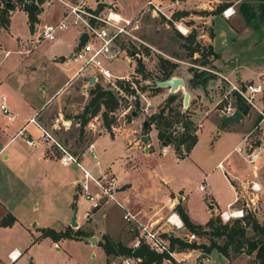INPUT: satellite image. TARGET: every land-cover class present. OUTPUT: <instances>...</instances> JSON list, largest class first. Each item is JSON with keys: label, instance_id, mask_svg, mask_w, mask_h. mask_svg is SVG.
<instances>
[{"label": "rangeland", "instance_id": "obj_1", "mask_svg": "<svg viewBox=\"0 0 264 264\" xmlns=\"http://www.w3.org/2000/svg\"><path fill=\"white\" fill-rule=\"evenodd\" d=\"M51 1L49 4L45 0L42 1L41 7L45 4L48 5L42 9L39 21H35L30 30L25 12L18 7L8 13L6 24H0V91L16 97L21 90L26 93L35 92L36 95L43 94V92L50 94L55 86H59L52 97L42 105L38 120L59 143L77 155L80 152L81 154L87 153L86 145L90 140L93 142L95 139V143L102 141L104 143L114 138V135L116 136L113 140L116 145L109 153V160L106 161L109 165L104 166V163H100V165L104 170L111 171L114 174L118 187L124 182L130 183L124 189L115 190L113 193L114 198L123 207H118L112 201H107L99 207L96 206L98 210L92 214V209L87 208L90 204L89 201L78 193L75 186L77 199L71 205V215L74 212V220L78 221V224L82 223V226L85 224L86 226L91 225L99 234L103 230V218L100 216V212L104 208L108 211H118L121 216L124 209L134 212L142 207H156L165 201L169 190L173 193H180L182 198L184 197V205L189 218L191 217L198 223H201L211 210L225 208V202L232 200L233 193L218 168L215 167V163L218 160L220 161L223 154L231 148L238 135L226 132L216 135L215 122L221 123L223 116L219 108L225 101L229 100L235 104V100L227 82L215 74L214 71H219L230 79H235V75L242 73L244 74V80L259 79L264 81V32L259 33L258 30H253L244 23L241 14L237 10V4L241 0L231 2L235 13L226 17L227 19H223L221 15H217L215 18L216 27L226 28V24L231 25L232 39L223 49L213 50L214 55L208 54L205 56H201L199 51L205 45L210 44L211 41L209 30L213 32V26L210 22L212 16L210 13L223 0H216V2L213 0H200L204 2V7L194 6L195 0H185L181 7L186 12L181 14L177 13L182 9L169 4L172 0H163V6L158 5L162 6V11L165 14L157 11L158 14L155 12L154 16L151 15L150 10L141 8L145 0H86V4L92 9H95L97 3H102L100 9L105 11V6L112 4L111 6L120 15L124 17L135 15L139 18L138 27L134 33L143 42L135 38L120 41L119 44L125 48L128 57L117 56L110 61H106L105 65L115 75H127L128 80L134 83L135 91L144 92L149 98L154 99L148 113H143L138 107L137 97L133 98L123 91L125 94L119 97L118 106L113 110L114 119L111 120L109 128L103 125L100 111L90 115L82 126L79 125L77 113L81 111L82 106L89 98L88 91L91 88V82L86 81V76L65 77L64 68L68 65V62L72 61V48L75 44L71 38V33L75 32V27L66 26L58 31L52 40L40 39L36 43L30 41L31 38L35 37L39 23L54 22L64 11L65 8L60 3ZM246 1L252 4L255 2L254 0ZM179 3L181 2L179 1ZM3 7H5L4 0H0L1 14L3 13ZM196 13H203L205 17L199 18L195 15ZM176 24L180 27L187 26L188 30L194 33L193 42L190 46L197 44L198 50L189 51L187 39L182 38V35H186L188 31L183 34L181 29L176 27ZM259 29L264 30V26L261 25ZM201 33H203V36L200 35ZM33 43L34 45H32ZM27 47L29 50L26 52ZM4 51H7V54L4 55ZM134 52H137V55ZM159 57L175 64L170 76H181L185 80L184 86L180 90L170 91L165 86H158V89L151 87L153 82L163 79L160 78L163 70L159 65ZM137 58L143 63L144 70L142 72L145 73L146 77H142V72L135 69ZM75 64L78 66L77 62ZM201 67H204L203 71L209 73L210 77L203 85H190L187 79L191 77L193 72L200 70ZM115 80L125 81L119 78ZM95 82L102 87L109 86V82L103 79H98ZM239 83H242V80ZM43 85L45 87H42ZM184 90L191 93L186 106L182 105ZM170 92L177 94V98L170 104V107L183 110V113L191 119L198 130L194 145L188 155L183 158L178 156L175 158L173 151L169 148L165 151L161 150L154 139L155 127L153 123L149 124L145 131L141 127V121L143 119L147 120L151 113H156L160 109L164 97ZM262 95L258 99V105L261 103L264 112ZM127 107H129L128 110L121 114ZM129 109L135 110L136 114L133 116L129 114L127 117L126 114L129 113ZM244 113H248V117L251 118V127L247 133H250L251 139H255L256 142L260 139L258 136L259 129L255 128L252 131L251 129L259 114L249 107L246 108ZM168 115H170L169 118L172 122L165 128L167 131L177 134L181 130L180 122L176 120L172 111ZM89 120L94 122L93 130L87 129L86 123ZM198 121H201V123L197 126ZM241 122L242 125H245L249 121L244 118ZM262 126L261 124L260 128ZM105 132L110 135V138ZM101 133H104V135L96 140L97 135ZM142 134L147 137L145 143L140 140ZM149 139L152 140L150 148L146 145ZM123 143L125 148H123ZM143 147H146V150ZM94 149L98 155V146L94 145ZM259 159L262 162L260 167H262L264 165L263 153L259 155ZM90 160L93 162L92 159ZM221 161L224 164H230L229 171L234 170L242 178L245 175L251 176V167L244 161L240 152L231 150L227 159L225 161L221 159ZM86 162L84 160L82 164L86 165ZM258 168L259 165L256 169ZM243 172L245 173L242 174ZM159 177L167 180V186L161 183ZM229 178L234 181L230 176ZM198 183L206 185L204 190H198ZM88 191L93 195L98 192V189L89 182ZM209 201L213 202V207H208ZM214 202H217V204ZM178 204L180 205V202ZM232 206L242 207L243 212L246 211L245 213H251L252 215V211L248 210L243 200L235 202ZM166 210L167 208L164 205L162 208L164 216L160 219V222L166 216L168 211ZM85 211L86 213H84ZM88 213L90 216L86 217ZM137 213L138 216H141L140 211ZM213 216L218 217L220 222L233 220L231 217L227 221H222L218 211ZM143 217L141 216L142 219H144ZM199 225L206 228L204 223ZM160 228L164 234L170 231L167 223L161 224ZM115 229L120 231V235L126 231L127 234L124 233L122 239L124 243L128 244L130 237H132L129 225L121 221L116 224ZM177 230L171 233L175 234L189 229L184 225V228ZM30 232L31 234L27 239L23 241L17 239L13 243L22 253L13 264H94L97 258H101L98 248L92 247L81 237H63L53 245L49 237L39 236V228H31ZM244 235L251 238L255 237L256 233L249 226H246ZM98 236L101 238L100 234ZM28 239H33V241L31 242ZM216 239L219 242L222 241L220 237ZM194 242L207 243L206 235H198ZM177 246L176 248H186ZM192 248L200 249V247ZM90 250L95 252L96 258L89 256ZM214 253L215 251L212 254ZM228 253L231 256L236 254L231 249ZM180 254L176 252L175 256L178 257ZM121 256L125 255L109 256L107 264L113 259H119ZM244 256L243 254L238 255V258L241 259H235L234 261L241 264L244 262ZM164 259H166V256H161L157 264H170ZM139 262L140 260L136 264H139ZM150 263L154 264L153 262Z\"/></svg>", "mask_w": 264, "mask_h": 264}, {"label": "crops", "instance_id": "obj_2", "mask_svg": "<svg viewBox=\"0 0 264 264\" xmlns=\"http://www.w3.org/2000/svg\"><path fill=\"white\" fill-rule=\"evenodd\" d=\"M53 1H57L64 7V5L58 0H53ZM146 1L147 0L144 1L141 8L142 7L145 8L147 6ZM162 1L163 0H151L152 2L151 5L160 6L162 10V6H163ZM179 1L181 3H179ZM184 1L185 0H176L175 2L172 3V5H176L178 8L183 10V7H181V5L183 6ZM213 1L216 2V0ZM195 2L196 3L194 6L204 7V2L200 0H195ZM231 2L227 5H232ZM48 4L43 5L41 10L38 12L37 21H39L41 17L40 13L42 9ZM158 4H161L162 6ZM96 5L98 6L99 3H97ZM108 5L110 4H107L106 6ZM207 6L209 5L207 4ZM11 11L12 10H9V13H11ZM234 13L235 12H233V14ZM153 14H155V11L152 10L151 15ZM156 14H158L157 11ZM210 14L212 15L210 22L212 23L213 32H214L212 36L209 35L211 37L210 44L212 45L213 50H221L230 42V40L233 37L232 27L229 24H226V28H222L221 26L216 27L215 18L217 17V15H221V13L217 12ZM195 15L199 18L205 17L203 13H196ZM221 17L223 19H227L222 15ZM185 28L189 32L188 27L186 26ZM82 34L83 32L78 33L77 29L75 30V32L71 33V38L74 40V44H75L73 48L78 43V40L82 36ZM200 35L203 36V33H201ZM184 36L185 35H182V38H184ZM32 45H34V43ZM3 54L4 55L7 54V51H4ZM71 60L72 61L68 62V65L64 68L65 69L64 71L66 73L65 76L66 78L70 77L77 67L75 64L76 62L73 59ZM235 77L236 79L241 80L244 78V74L240 73L235 75ZM183 81L185 80L183 79ZM183 86H179L176 90H180V88H182ZM42 87L45 86L43 85ZM58 87L59 86H55L50 94L43 92V94L40 93L39 95H36L35 92L26 93V92H22L23 90H21L20 93H18V96L16 97H13L11 94H6L5 92L0 91V102L2 101L13 115V118L8 120L0 110V219L4 215L6 216V214L8 213L13 217L10 223L0 224V264H13L21 256L22 253L20 252L18 247L13 243L17 241V239H20V241L27 239L28 236L31 234L30 232L31 228H40L44 226H49V227H53L56 230H59V229H63L66 226H70L72 228L78 226L84 231H88L89 233L87 235H93L95 237V242L90 243L87 239L84 240L87 241L88 244L92 245V247L98 248V253L101 256V258L96 259L94 264H107L110 257L117 256L112 254L106 255L103 252L102 248L96 244V242L100 239V236H98L99 234L101 235L103 233L104 234L108 233V236H110L112 240H118L126 245H129L131 241V237H130L129 243L128 244L124 243L122 238L124 233H126V231L122 235H120L119 230L116 229L114 230L116 224L123 221L121 219V216L118 214V211H114V210L108 211L105 210L104 208V210L100 212V216L103 218V222H102L103 230L100 231L99 234L97 233L98 231H95L91 225L86 226L85 224L84 226H82L83 224L82 223L78 224V221H76V226L70 225L71 205H73L77 199V195L75 194L76 193L75 181L79 177L80 171L73 163L67 165L61 164L58 160L59 151L55 147V145L51 143H43L38 141L37 137L39 136L40 133L39 129L33 122H26V119L32 115H34L37 118V120L39 119L38 117L40 116L42 105L45 104L52 97L54 92L57 91ZM166 89L168 90L167 87ZM190 95L191 93L188 91V98L190 97ZM145 97L149 101L150 105L154 103L153 101L154 99L149 98L146 94ZM241 115L242 116L240 118L226 123L223 122L217 123L213 120L216 123V127H217L216 135H220L225 132L238 135V138L233 142L231 148L223 154L220 160L222 159L223 161H225L229 156L231 150L237 151L235 150L236 148H239L240 150L237 152H240L243 155L242 149H244L248 143L255 144L260 141L262 142L263 146L259 150V155L262 153L264 155V120L261 121V124L263 126L262 128L259 129V134H258L261 140L259 139L258 141L255 142V139H251L252 137L250 133H247L251 127V118L248 117V113H241ZM244 118L249 122L245 123V125H242L241 121ZM256 120L257 119H255V121ZM199 123H201V121H198L196 125L198 126ZM19 129H21V132H18ZM197 133L198 130L196 127L195 129L196 139H197ZM106 134L110 138V135L108 133ZM154 134H155L154 139L157 141L162 151H165L167 148L173 151L171 144L165 143L164 145L160 143V141L158 142L156 138V129L154 131ZM103 135L104 133L97 135L96 140L101 138ZM115 137L116 136L114 135V138ZM25 138H33L36 141L34 144L30 145L26 142ZM114 138H111L109 139L108 142H104V143L103 141L95 143V139H94L93 144L95 146L96 145L98 146L97 156H99L98 165L96 166L93 165L92 161L90 160L86 152L82 154L80 152L78 153V155L77 154L76 155L79 157L81 162L82 161L84 162V160L87 161L86 165L87 167H89V169L92 172H96L97 169H101L100 163H104L103 164L104 166L109 165L106 163V161L109 160L108 158L109 153L112 152L113 148L116 145V143H114L113 141ZM151 141L152 140L149 139V141L146 144L148 148H150ZM123 148H125L124 143H123ZM143 149L146 150V147H143ZM190 150L187 152L186 155H188ZM173 154L176 158L174 151ZM183 157H179V158H183ZM243 159H244V155H243ZM260 163L262 162H260V159L258 157L259 168L250 169L251 176L249 177L245 175L244 178L237 175L235 171L232 169L229 171L230 164L228 163L224 164L222 162L223 168L217 167L215 163V167L218 168V170L221 173V176L227 182L230 189L232 190V185L235 187L241 199L245 200L249 195V192L245 187V184L247 183L248 180L250 179L254 180L259 184V189L257 190V199L255 200L254 208L252 209V215L257 220L258 223L264 224V165L260 167ZM244 173L245 172H243L242 174ZM229 176L233 178L234 181H232L229 178ZM159 180L161 181L162 184L167 186L166 179L159 177ZM125 183L126 182H124L123 184ZM129 185L130 183L128 182L127 186ZM205 186L206 185L204 184V188ZM204 188L202 190H204ZM171 194L174 193L171 190H169V194H166L165 201L156 207H152V206L146 208L142 207L140 208V210L136 209L135 211L137 212L140 211L141 216H144L143 217L144 219L147 217H151V218L160 217L161 219L164 216L162 212V208L164 205L166 206L167 196ZM230 201L231 200H227L225 202V205ZM179 202L182 208L184 209L185 213L187 214V209L184 205V197L182 198V195L178 203ZM256 202L257 205L255 206ZM214 203L217 204V202ZM98 207L93 208L90 207L89 204L87 208L92 209L91 212L92 214H94V212L98 210ZM208 207H213L212 201L208 202ZM166 208L168 210L167 206ZM219 210L220 209L211 210L201 223L195 222L191 217L189 218L188 214L187 217L189 221L192 223L203 224L209 218V216H212L216 211ZM84 213H86V211ZM87 216H90L89 213L86 214V217ZM5 218L6 220L9 219L8 216H6ZM28 240L31 242L33 241V239H28ZM56 241L51 240V243L55 245ZM173 245L175 246V243ZM11 249H15L18 251L16 257L12 260H10L7 257V253ZM176 249L178 250L179 253H184L186 255L184 264H239L234 260L241 259L238 258V255H242V254L245 255L244 256L245 258L243 259L244 262L241 264H249V261L253 258V252L250 254H247L245 252H239L234 254V256H231L230 254L228 256H224L222 253H220L214 248L209 250L208 252H203L201 249L188 248V247L176 248ZM214 251L215 253L212 254ZM89 256L96 258L95 252L93 250L89 251ZM164 260H166L170 264H173L168 259H164ZM148 264H152V263H148Z\"/></svg>", "mask_w": 264, "mask_h": 264}, {"label": "built area", "instance_id": "obj_3", "mask_svg": "<svg viewBox=\"0 0 264 264\" xmlns=\"http://www.w3.org/2000/svg\"><path fill=\"white\" fill-rule=\"evenodd\" d=\"M45 1L48 3L51 2V0ZM58 1L61 2L65 8L61 13V16L54 22L39 23L35 37L31 38L30 41L37 42L40 39L51 40L55 37L59 30L71 25L77 29L78 33H86V38L81 42V44L75 46L72 50L71 58L78 63V66L71 76H86V81L90 83L91 80V84L98 79H103L109 82L108 87L110 88H117L115 85L117 80L115 79L119 78L125 80V82H128L130 86L135 88L134 83L131 80H128L127 75L113 74L106 67L105 62L110 61L117 56H123L124 58L128 57L125 52V48L120 46V41L135 38L140 40V42H143L134 33L138 27L139 18L135 15L132 17H124L120 15L113 8V6H111V4L105 6V11H101L97 5L95 6V9L90 8L86 4V0ZM175 1L176 0H172L169 4H172ZM146 4L147 6L144 9H149L150 11L153 10L155 12L159 11L164 14L160 6L151 5V0H147ZM233 11L234 9L232 5H226L220 10V13L222 16L228 17L233 13ZM176 27L178 28L179 26L176 24ZM183 28L184 31L181 30V32L185 34L187 29L184 26ZM28 50L29 48L27 47L26 52ZM134 53L137 55V52ZM203 68L204 67H201L200 70H204ZM214 72L227 82L235 103L237 100L241 101L244 105H247V107L259 114V118L254 122L251 131L255 128L260 129L261 121L264 120V112L261 103L258 105V99L261 98L263 93L264 81L259 79H241L242 83H239L240 79H236V77L235 79H230L219 71ZM130 96L133 98L137 97L139 109L143 113H148L150 103L146 99L144 92L135 91V95ZM128 108L129 107L123 110L121 114L128 110ZM0 110L8 120L13 118L12 113L2 101L0 102ZM233 110L234 103H231L229 100L225 101L219 108L222 115L229 114ZM26 122H33L39 129L40 133L37 137L38 141L55 145L59 151L58 160L61 164L67 165L73 163L78 168L80 176L76 179L75 186L78 193L90 202V207L99 206L107 201H112L118 207H123L122 204L113 196V193L117 190L118 186L116 178L111 171L109 172L101 168L102 170L98 169L96 172H92L89 167L82 164L79 157L75 153L70 151L63 144L59 143V141L53 137L50 131L44 127L34 115L28 117ZM86 124L88 130L94 129L93 121L89 120ZM18 132H21V129H19ZM25 140L30 145L34 144L36 141L33 138H25ZM262 146V142L260 141L255 144L248 143L246 147L242 149L244 159L249 164L251 169H256L258 166L259 150ZM235 150L239 151L240 149L236 148ZM86 151L89 158L93 160V165H98V157L92 140L88 141ZM216 166L223 168L222 161H217ZM89 182L97 187V193H94L93 195L90 194L88 191ZM197 187L199 190H202L204 188V184L199 183ZM245 187L248 190L249 195L244 200L241 199L237 190L232 185V200L226 204L225 208L218 211L222 221H227L231 217H242L245 214L246 211L243 212L242 207L232 206L235 202L240 201V199L241 201H244L248 210L252 211L255 200L257 199L259 184L254 180H248ZM180 198L181 194L179 193L167 196L166 206L168 207V212L162 222H160V217H147L142 219L141 216H138L137 212H131L124 209L121 213V219L129 225V228L132 231L129 246L137 247L139 244L143 243L148 249L166 255V259L170 260L173 264H184L186 255L181 253L178 257L175 256V253L178 252V250L173 244H170L169 236H175L189 242L193 240L195 241L198 235L192 230H186L184 232L180 231L175 234L171 233L173 231H178L177 229L179 228H184L183 222L175 210V204L178 203ZM234 212L236 214H234ZM164 223L169 225L170 231L167 234H164L160 228L161 224ZM17 253V250L11 249L8 251L7 257L12 260L16 257ZM139 260L140 257L138 256L125 255L119 257V259L111 260L109 264H136Z\"/></svg>", "mask_w": 264, "mask_h": 264}, {"label": "trees", "instance_id": "obj_4", "mask_svg": "<svg viewBox=\"0 0 264 264\" xmlns=\"http://www.w3.org/2000/svg\"><path fill=\"white\" fill-rule=\"evenodd\" d=\"M43 0H4V5L6 10L4 13H0V24L7 22V15L9 10H13L15 7L21 8L26 14V20L29 30L32 25L37 21V14L41 10V3ZM232 0H223L221 3L217 4L215 8L212 9L211 13L219 12L223 7L229 4ZM254 4L241 0L237 4V10L242 16L244 23L252 28L253 30H258L259 33L264 32L260 30V26H264V0H254ZM99 3L97 6L100 8ZM186 11H179L177 14L185 13ZM206 12V11H201ZM209 35L212 36L213 32L209 30ZM194 33L189 31L184 38L187 39V47L189 51L198 50L197 44H193ZM201 56L208 54H215L210 44H207L201 48L199 51ZM159 65L161 66L163 73L160 78H167L171 75V70L175 65L173 62H169L166 59L159 57ZM135 69L139 72L144 70L143 63L139 58L136 59ZM142 77H146L145 73H141ZM210 77L209 73L205 71H195L191 75L190 85L194 84H205L206 80ZM196 79V80H195ZM115 85L117 88L102 87L96 82H92L91 88L89 89V98L82 106V109L77 113L79 117V125L82 126L87 118L100 111L103 125L106 128L110 127L111 120L114 119L113 110L118 106L119 97L126 93L130 95H135V89L130 86L128 82L116 81ZM151 87L153 89H158L155 86V82L152 83ZM124 91V92H123ZM177 98V94L170 92L163 100L160 109L156 113H151L148 116L146 128L149 124H154L156 129V137L159 141H164L166 144H171L173 151L176 156L183 157L190 150L192 145L196 141L195 129L191 119L183 113V110L178 108L170 107V104ZM264 103V94L262 95ZM180 100V99H179ZM137 103V101H135ZM180 103V101H179ZM234 108L238 109L239 112L244 113L247 105H244L241 101H236ZM172 111L176 120L180 122L181 130L177 134L167 131L165 127L169 126L172 120L169 118L168 113ZM129 113L126 114L128 117ZM222 122V120H221ZM175 208L184 223V225L198 235H206L207 243L194 242V241H183L177 237L169 236L170 244H177L180 247H200L203 252H208L212 248L216 249L224 256H228L229 249L233 253L245 252L250 254L253 252V258L249 261V264H264V224H260L251 215V213H245L242 217H233L230 222H220L218 217L209 216V218L204 222L206 228L201 227L199 224H195L189 221L187 214L181 205L175 204ZM8 216V220H6ZM4 215L0 219V224H8L12 221L13 217L9 213ZM249 226L251 230L256 233L255 237L247 238L244 235L245 227ZM39 236H48L51 240L56 241L61 237H76L80 238L81 235H87L89 232L84 231L80 227H69L66 226L63 229L56 230L53 227L44 226L40 227ZM202 229H206V233L202 234ZM220 237L222 239L219 242L216 238ZM103 252L108 255H132L140 257L139 264H147L153 262L157 264L160 257H165L163 253L154 252L141 243L137 247H130L129 245L123 244L118 240H112L107 234H101V238L96 242Z\"/></svg>", "mask_w": 264, "mask_h": 264}, {"label": "water", "instance_id": "obj_5", "mask_svg": "<svg viewBox=\"0 0 264 264\" xmlns=\"http://www.w3.org/2000/svg\"><path fill=\"white\" fill-rule=\"evenodd\" d=\"M6 10V7L2 8V12L4 13V11ZM86 38V33H83L82 36L79 38L78 43L76 44V46H78L79 44H81V42ZM191 81V78L188 79V82ZM91 82V80H90ZM184 85V81L181 77L179 76H169L167 78L164 79H160L155 81V86H165L167 87L170 91H174L176 90L179 86H183ZM187 100H188V91L184 90L182 93V105L186 106L187 105ZM129 114L131 116L136 114V111L131 109L129 111ZM242 115L241 113L237 110L234 109L231 113L223 115L222 116V122L226 123L229 121H233L236 120L238 118H240ZM147 120L143 119L141 122V127L143 129V131H145L146 129V124H147ZM140 140L143 141L144 143L147 141V137L145 134H142L140 136ZM162 144H165L164 141H161ZM128 183L122 184L120 185L117 190H122L125 188V186H127ZM70 225L71 226H76V221L74 220V212L72 213L71 217H70ZM202 233L205 234L206 233V229H202ZM83 239H87L90 243H94L95 242V237L93 235H81L80 236Z\"/></svg>", "mask_w": 264, "mask_h": 264}, {"label": "bare ground", "instance_id": "obj_6", "mask_svg": "<svg viewBox=\"0 0 264 264\" xmlns=\"http://www.w3.org/2000/svg\"><path fill=\"white\" fill-rule=\"evenodd\" d=\"M179 28H180L182 31H184V28H183L182 26H181V27L179 26ZM234 214H236V213L234 212Z\"/></svg>", "mask_w": 264, "mask_h": 264}]
</instances>
